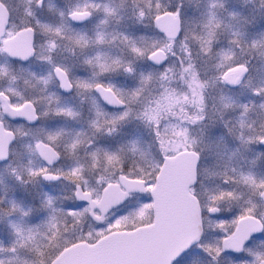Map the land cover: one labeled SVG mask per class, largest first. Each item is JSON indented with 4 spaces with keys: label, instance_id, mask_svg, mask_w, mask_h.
I'll use <instances>...</instances> for the list:
<instances>
[{
    "label": "snow or ice",
    "instance_id": "obj_1",
    "mask_svg": "<svg viewBox=\"0 0 264 264\" xmlns=\"http://www.w3.org/2000/svg\"><path fill=\"white\" fill-rule=\"evenodd\" d=\"M0 264H264V0H0Z\"/></svg>",
    "mask_w": 264,
    "mask_h": 264
}]
</instances>
